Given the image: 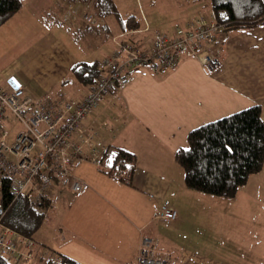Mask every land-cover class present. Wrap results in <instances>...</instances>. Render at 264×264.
Masks as SVG:
<instances>
[{"label": "crops", "instance_id": "1", "mask_svg": "<svg viewBox=\"0 0 264 264\" xmlns=\"http://www.w3.org/2000/svg\"><path fill=\"white\" fill-rule=\"evenodd\" d=\"M94 1L22 0L18 12L0 27V75L14 74L20 78L32 97L57 91L75 96L83 84L72 78L71 69L77 62L98 60L97 51L104 45L111 44L112 49L103 48L105 54L99 53L101 60L113 53L118 35L140 46L151 42L154 28L163 27L169 35L180 32L185 19L177 16L186 7L195 10V17L212 15L203 1H182L171 6L174 14L167 18L170 22L166 23L164 18L151 26L142 17L139 30L148 28V32L127 35L123 26L127 10H120L116 0H112L117 11L98 18ZM17 16L29 26L24 31L26 35L22 27H9V23L15 25ZM85 16L97 19V25L88 23ZM78 20L84 23L81 29ZM118 20L120 31L116 29ZM55 21L60 25H54ZM39 22L44 25L38 26ZM65 24L67 32L63 29ZM110 29L115 34L108 39ZM39 30L45 35L31 37L40 39L38 43L27 45L18 57L11 53L15 47L8 40H26L30 33ZM56 30L72 36L76 42L73 35L81 30L85 36L81 41L90 44L85 50H77L56 37ZM201 47L202 54L218 61L216 68L206 67L196 57L181 58L174 67L162 71H153L149 66L127 71L125 82L101 101L82 129L87 137L85 154L98 142L94 141L97 135L106 147L131 153V177H125L117 168L113 171L128 181L109 174L112 162L109 159V164H104V155L98 163L90 159L74 162L70 170L87 187L74 194L69 180L66 186L55 184V188L48 190L51 200L45 207L43 223L31 239L33 245L26 249L19 242L20 236L15 235L18 245L15 253L9 255L10 261L55 264L60 255H65L80 264H139L137 254L142 237L152 240L151 248L166 264H219L222 259L218 253L228 254V261H244L250 259L249 251L264 258V164L235 197L221 198L189 190L184 170L174 158L178 149L187 145L188 132L202 124L253 104L261 107L264 121V24L222 31ZM86 55L96 59L86 60ZM98 119L108 122L106 127L101 126L105 131L101 135L100 128H96ZM84 163L93 166L87 168ZM162 204L175 209L174 220L165 222L158 216ZM247 214H251L250 219ZM27 253L29 258L25 260Z\"/></svg>", "mask_w": 264, "mask_h": 264}, {"label": "built area", "instance_id": "2", "mask_svg": "<svg viewBox=\"0 0 264 264\" xmlns=\"http://www.w3.org/2000/svg\"><path fill=\"white\" fill-rule=\"evenodd\" d=\"M84 19L97 24V19L91 16ZM225 29L226 25L212 13L210 17L199 15L185 21L182 30L173 35L163 27L154 28L150 43L145 41L137 46L127 40L119 42L118 51L99 62L97 78L83 84L75 96L57 91L53 95L32 98L25 95L26 88L20 78L14 74L0 75V257L11 264L18 263L9 260V255L16 251L18 240L14 236L18 234L2 223L6 213L1 205L3 185H7L12 200L25 197L40 213H44L45 205L50 203L47 191L55 188V184L66 186L70 180L74 194L83 192L87 187L85 182L74 175L69 166L83 159L98 163L107 147L102 142L94 143L89 154H85L87 137L82 128L101 101L125 82L127 71L141 66L162 71L174 67L181 58L196 57L206 67L214 69L218 61L202 54L201 46ZM141 31L148 32V28L126 34ZM107 123L103 121V125ZM158 216L165 222L177 217L175 209L168 204H162ZM19 242L26 249L33 245L29 238L20 237ZM152 243L150 238H141L137 261L139 264H166V260L155 254ZM28 258L27 253L25 260Z\"/></svg>", "mask_w": 264, "mask_h": 264}, {"label": "trees", "instance_id": "3", "mask_svg": "<svg viewBox=\"0 0 264 264\" xmlns=\"http://www.w3.org/2000/svg\"><path fill=\"white\" fill-rule=\"evenodd\" d=\"M195 1H203L209 5L216 19L226 25L227 31L250 29L264 24V0ZM94 5L98 10V18H105L106 15L117 11L112 0H95ZM21 6L22 0H0V27L6 24ZM127 17L124 22L126 32L139 30L140 21L135 15ZM99 64L98 60L91 63L77 62L70 75L79 84H85L97 78ZM186 137L187 145L179 148L174 158L184 170V181L189 190L210 196L233 198L251 175L263 169L264 121L258 104L202 124L190 130ZM111 151L114 155L110 158L112 168L108 173L114 175L113 169L117 168L123 171L125 177L128 175L130 178L134 156L109 146L104 156ZM124 176L119 175L118 178L128 181ZM2 189L1 205L6 211L2 223L21 238L34 239L37 229L43 223L44 213L34 210L25 197L12 200L7 185H3ZM47 205L49 203L45 207ZM58 259L55 264H80L65 255H60ZM0 264L11 263L0 257Z\"/></svg>", "mask_w": 264, "mask_h": 264}, {"label": "rangeland", "instance_id": "4", "mask_svg": "<svg viewBox=\"0 0 264 264\" xmlns=\"http://www.w3.org/2000/svg\"><path fill=\"white\" fill-rule=\"evenodd\" d=\"M182 1L183 2H187L189 0H116L115 2L118 4V7L122 8L120 10H127L128 15L129 14L135 15V17L137 18L138 21L140 19H142V17H145L149 22H151V26H154L153 23L160 22L161 19H164V18H166L165 19L166 23L170 22V20L167 19V18L172 17L173 16L172 14H174L173 12L170 11L171 10V6L173 7L175 4H180V2H182ZM186 8H184L182 11H180L178 13V16H177L178 19H180V18L183 19L184 18L185 19L184 22L187 21V20H193L194 17H195L194 16L195 13H194V15L192 14L195 10H192V9H190V10L187 9L186 10ZM175 12H176V9H175ZM123 21L125 22L124 18H123ZM123 21H122V23H123ZM14 22H15V25H13L12 23H9V27L10 28H12V29H17V28L20 29L22 27V33H24V31H26V30L29 29L28 24L24 22V19L22 17L17 16V18L15 19ZM78 23H80L79 24V29H81L82 26L84 27V23L81 20H78ZM40 24L42 25L43 23H40L39 22L38 23V26ZM53 24L54 25H60V22L55 21V22H53ZM57 27L58 26H56V28ZM120 28H121V24L119 23V20H118L117 23H116V29H117V31H120L121 30ZM63 29L66 31V24L63 26ZM80 31H77L73 35V37L77 39V42L72 39V36L67 35L63 31L61 32V31H57L56 30L54 32V34L56 35V37H58L59 39H61V41L63 40L65 42H67V44L69 46L77 47V50H80V49L85 50V47H88L90 43H88L87 41H84V42L81 41L85 36H83ZM110 32H112L111 29H110ZM45 33L46 32H44L43 30H39L38 33L37 32L30 33L29 34V39H28V36H27V39L26 40H24V39H18V41H16V39L8 40L7 43L11 47H15L14 50L11 53H13L14 56H17L18 57L19 54H20L19 53L20 50L25 49V47L27 45H33L34 42H37L38 43L40 41V39L31 38L32 36H34V34L40 36V34L41 35H45ZM118 33H120V32H118ZM114 34H115L114 32L110 33V35H108V39H110V36H114ZM24 35H26V33H24ZM42 40H44V39L42 38ZM115 40L118 41V43H119V41H123V42L126 41V38H123L122 35L121 36L118 35ZM129 41L132 42V40H129ZM118 43H117L116 48L114 49L115 51H118V48L120 47V45ZM108 46H110L109 49H112L111 44H108L107 47ZM107 47L104 45L97 52L100 53V51H101V53L105 54V52H103L102 49L103 48H106L107 49ZM91 51H94V50L92 49ZM11 53H8L7 54V57H8L7 60H10ZM99 53H98V55H97V53L95 55H97L96 58L98 60H101L103 58V56H102V54H99ZM87 58L89 60H91V61L94 60V59H96L95 57L92 58V56H89L88 57V55H86L85 56V59L87 60ZM27 91H25V95L30 97L32 94L30 95ZM76 92H77V90H76ZM32 98H34V97H32ZM102 121L103 120H101V119H98L96 121V128L97 129L100 128L99 129V132L101 130L100 135L103 134V133H105V131L101 129V126L102 127L105 126V125H103V122ZM98 137H99V135L96 136V139H94V141H98L97 143H101V139L98 138ZM102 143L106 144L105 141L102 142ZM113 155H114V152L111 151L106 157H104V160H105L104 161V164H107L108 165L109 164L108 163L109 162V159ZM84 164L86 165L87 168H91L93 166L91 163H89V165H88V163H84ZM71 167L72 166L70 165L69 168L71 169ZM47 194L50 195V192H47ZM250 216H251V214H247V218L250 219ZM229 221H231V220L229 219ZM247 231H248V229H247ZM39 236H40V233H37L36 237H39ZM218 242L219 243L220 242H223V240H219ZM247 254H248V256H250V259L249 260H244V261L238 260V261H235L234 262L233 260L228 261V259H227L228 258L227 257L228 254H227V256H224V255L218 253V258L222 259V263H219V264H264V258L262 256L259 257L256 254L251 253L250 251L247 252Z\"/></svg>", "mask_w": 264, "mask_h": 264}]
</instances>
